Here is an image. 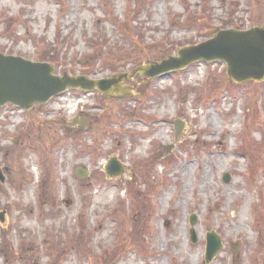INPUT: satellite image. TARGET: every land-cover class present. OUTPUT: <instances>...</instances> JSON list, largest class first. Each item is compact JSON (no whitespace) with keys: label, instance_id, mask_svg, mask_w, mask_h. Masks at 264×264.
<instances>
[{"label":"rangeland","instance_id":"obj_1","mask_svg":"<svg viewBox=\"0 0 264 264\" xmlns=\"http://www.w3.org/2000/svg\"><path fill=\"white\" fill-rule=\"evenodd\" d=\"M254 26L264 0H0V52L91 80ZM121 86L0 109V264H264V81L201 62Z\"/></svg>","mask_w":264,"mask_h":264},{"label":"water","instance_id":"obj_2","mask_svg":"<svg viewBox=\"0 0 264 264\" xmlns=\"http://www.w3.org/2000/svg\"><path fill=\"white\" fill-rule=\"evenodd\" d=\"M221 62L226 65V74L235 84L246 82L260 83L264 81V28L252 27L247 31L234 29L221 30L210 39L192 46L179 49L175 56H169L159 63L139 65L131 74L121 75L107 80H90L84 77H71L64 73L55 74L48 63L32 62L21 57L5 55L0 52V107L10 104L25 111L35 105H45L50 99L67 90L92 92L97 90L103 96L123 99L131 96V88L121 86L127 76L139 74L143 77L155 78L162 75L182 71L194 63ZM88 119L74 118L68 127H88ZM175 134H179L182 124L174 123ZM169 150L167 149V152ZM105 173L107 177H118L123 173L115 159H110ZM77 176L84 177L78 170ZM224 183L230 181L226 174ZM0 182L4 178L0 175ZM0 214V221H3ZM195 217H191V242H196L194 232ZM222 249L219 236L214 233L206 235L205 263L211 262Z\"/></svg>","mask_w":264,"mask_h":264},{"label":"trees","instance_id":"obj_3","mask_svg":"<svg viewBox=\"0 0 264 264\" xmlns=\"http://www.w3.org/2000/svg\"><path fill=\"white\" fill-rule=\"evenodd\" d=\"M43 61V60H42Z\"/></svg>","mask_w":264,"mask_h":264}]
</instances>
